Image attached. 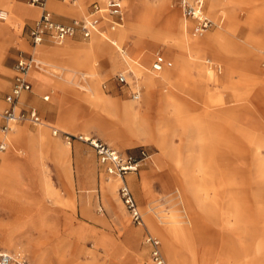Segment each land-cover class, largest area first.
Segmentation results:
<instances>
[{"label":"rangeland","instance_id":"obj_1","mask_svg":"<svg viewBox=\"0 0 264 264\" xmlns=\"http://www.w3.org/2000/svg\"><path fill=\"white\" fill-rule=\"evenodd\" d=\"M16 1L28 5L27 0H0L3 3L0 7L6 8V6H9L13 13V15L10 14L11 18L9 20H12L11 22L8 20L0 21V26L3 29L0 32V82H7L5 88H0V97L9 89L11 77L15 73L14 66L16 59L20 52H22V55L23 52L33 53V48L30 46L26 32L28 25L32 21L21 22L20 17L16 14ZM49 1L51 0H48L47 6L51 13L54 11L61 12V10L58 11L61 8L57 3L68 7V9L72 7V13L75 15L69 17L53 13L56 20L69 21L71 18H77L82 14L85 15L87 6L93 0H55L57 3L53 1L49 3ZM99 1L103 2L104 0ZM147 1L150 3L149 5H153V16L156 18L150 31L152 33H129L128 28L131 24L129 10L136 0H122L124 5V21L116 28L120 29V48L124 50L123 52L117 50V54H119L120 62L123 65L117 70L112 71L108 63L101 59L106 53H109L105 51L104 55H99L92 62L93 67L97 70V83L96 85L95 83L91 84L93 91H95L94 93L97 94L96 89H98L107 98L108 102L132 105L133 108L139 107L142 112L147 109L146 94L148 89L145 80L150 81L149 78L153 80L155 77L154 73H158L151 71L150 63L154 55L161 53L165 57V68L163 70H167V68L170 70V66L167 63L173 61L172 57L176 56V54H179L181 58L188 57V59L189 56H194L196 52L191 51L192 48L188 50L187 45H189L192 38L199 39L204 33L213 31L218 26L214 11L219 4L215 0L216 7L214 11H211L209 7L207 8L209 0H205L204 13L212 18L213 24L199 36L192 32L194 21L191 18L187 19V23H185L187 25H184L183 29H180L178 26L182 20L186 19L182 16L179 8V0ZM219 10L223 14L221 17H224L226 21L223 23L224 20L222 19V22L219 23V25L221 24L220 31L223 34L216 31L220 34V39L214 42L219 44L223 50H227L228 44L223 36L226 35L229 43L231 42L230 45H234V49L231 52H226L227 54L224 55L213 50L214 47L210 46L209 42L208 46L202 43L196 44L199 47L197 50L200 52L202 67L204 70L209 71L208 78H203L200 81L197 80V82L203 83L204 93L214 92L224 94V92H232L235 89L241 91L239 95L242 94V96L236 93L232 97L233 105L236 106L244 102H247L249 105L247 113L243 115L244 122L240 120L241 117L239 115L241 111L234 112L233 116L239 119L236 121L229 117H219L221 124L218 125V128L222 141L221 144L223 145L219 154L224 157L228 154H234L232 156H236L237 166H230L227 163L223 164L221 162L219 163L220 168L216 169L217 165L214 163V156L210 154L209 147L204 143L203 122L195 118V116L182 114L181 111L185 108L175 95L180 92L179 89L177 88V90L173 85H170L168 89L167 86L165 91L169 90L170 93V89H173L172 95L161 96L160 103L162 98L166 99L165 101L167 102L161 105L164 107L166 116L171 114L168 112V109L171 107L172 115L169 118L172 126L171 130L176 123L179 125H177V128L180 127L178 137L180 141L183 139L185 147L182 151L183 146L181 144L179 146L172 144L170 130V149H173V151L175 149L180 154L181 162L179 164H175L171 160L173 166L176 168L175 172L179 175V178L175 179L179 181H177L176 185L172 176V180L167 184V187L162 188L157 180H152V174L148 168L145 176H141V172H139L141 167L136 173L125 174L123 181L129 187L130 192L133 193L138 208L145 220V224L143 221V225H135L130 221L129 213L125 210L119 195L116 193V189L121 182L118 178L109 176L104 172L103 166L98 164L91 146L83 140H74L68 144L61 137L60 133L53 136L51 130L54 128L59 132L64 131L74 135L82 134L91 139H100L116 149L127 150L134 154L137 153L138 147H143L153 152L156 150L155 146L148 142H142L135 150L130 149V147L135 146V143H133L134 139L129 134V123L125 122L122 113L118 115L110 113L108 115L102 111H98L89 104L84 97L86 91L81 86L86 85L85 77L82 74L70 72L72 76H70V79L73 82H65L61 81L58 77L70 69L65 68L64 70L60 68L55 73L53 69H51V73L44 70L46 68L50 70L51 66L48 63L54 66L53 61L59 65L72 66L71 68L78 72H92L88 69H83V63L80 60L75 57L72 59L62 57L51 61L46 59L45 56L33 53V57L36 60L39 59L44 61V63L42 62L40 69L30 68L31 71L28 74L32 77V79L30 78L32 88L30 91L19 95L14 109L17 111L18 109L34 107L38 112L41 124H32L25 121L14 123L12 127L13 130H16L18 127L26 130L44 129L48 138L56 142L57 149L56 151H52L47 142L41 145L36 140V137L28 140L22 139L23 137L13 136L12 131L10 133L12 136L8 133L14 149L7 151L5 149L0 152V158L6 156L13 163H23L27 157L29 144H33L39 159H41L39 161L43 165V170L49 184L41 185L34 181V171H27L25 164L20 163L17 164L18 166L10 165L11 175L15 177V179L13 178L14 182L9 192L10 195L8 194L6 201L0 195V244L4 245V250L22 251L31 264H151L148 259L147 249L141 242L142 235L147 231L153 236L159 237L164 264H170L167 253L164 251L166 237L164 234H161L158 226L155 225L159 221L165 227L168 236L171 235V231L177 234V238L172 240V242L176 243L173 244L174 258L178 260L177 262L180 261V264H252L250 257H248L247 262H245L246 258L239 257L237 251L239 245L233 242V240L236 241L238 238V225H241V223L237 222V219L243 220V217L236 210L226 211V209L229 206L264 204V176L261 172H256V169H259V167L260 169L264 168V80H261L262 72H264V0H224ZM102 16L107 18L105 14H102ZM172 17L175 19L174 22L178 28L174 23L169 22ZM105 30L104 28H100L95 34L100 35L103 33L112 38L110 33L112 31ZM93 34L88 38H83L80 33H77L75 36L66 38L59 43L55 42L53 38L48 37V40L43 41V51L53 47H62L66 43L74 47L85 45L91 41ZM153 35H162L173 46L170 48L161 39L152 41ZM6 37L8 40H5ZM173 41L175 43L178 42V44L174 46ZM140 43L144 50V57H142L143 59L141 58L144 67L138 66L139 71L137 68L135 73H131V76L127 77L129 86L114 84L112 77H114L116 72L130 70L131 66L124 60V57L131 61V63L138 64L136 59L139 58L136 55L138 54L137 51L139 50L138 46ZM166 52H170L169 57L166 56ZM222 56L232 58V62L237 60L241 62V59L248 61L250 57H258L256 60L259 69L257 71L254 69L250 70L248 67L241 69L239 66L234 65L231 67V71L224 80V83H222L218 78L226 74L223 66L224 63L219 59L225 58ZM208 58L214 61L215 64L221 65L222 71L219 72L215 67H210V70L207 69L209 66L204 62ZM254 68L256 69V67ZM244 71H248L253 77L250 80L248 78V81L239 79ZM35 73L51 77L50 82L38 81ZM181 76L188 77L191 81L194 78L191 73L183 72ZM233 77L234 79L232 80ZM55 80L60 82V88H56L55 86H45L42 88L43 85H53ZM35 81L39 88L34 86ZM138 86L140 87L139 100H132L129 97V90H133V88ZM108 89H111L110 92H107ZM180 93L188 96L191 95L192 91L188 85ZM43 94H48V98L43 99ZM24 95L31 98L25 99ZM206 100L205 103H208L210 106L214 105L221 108L224 105V101L219 94L207 96ZM4 107L5 103L0 99V111ZM211 121L212 118L207 116L205 122L211 125ZM242 122L243 124H241ZM223 130L225 131L223 132ZM1 134L0 132V139ZM120 136H127L129 139L127 142H122V137ZM225 136L230 141L235 142L236 145L229 146L228 139ZM224 140L227 141L225 142L226 145L223 142ZM176 141L178 142L177 139ZM194 142L198 143V150L196 152L191 149V144ZM68 150L69 153L66 156L63 155ZM230 150L232 154H227L226 152ZM205 151L207 154H205ZM53 153L55 159H53ZM155 157L154 155L152 161L155 160ZM254 159H257V161L254 162ZM35 160L37 166H32L35 167L38 174L41 173L40 165L36 158ZM197 160H199L198 164L192 167ZM208 161L209 163H207ZM185 165H187L188 169L184 171ZM28 169L33 170L31 167ZM22 170H26V173ZM162 172L163 174L171 173L173 175L174 171L169 163L164 167ZM205 173H207V178L202 181H192L190 179L204 175ZM235 173L239 176L237 180L231 178L230 175H235ZM211 174H215L217 177L214 179V176H212L213 178L211 179L208 176ZM140 178L142 179L138 183V187L141 190L140 192H142L141 195L138 189L135 188V185L131 186ZM80 180H83V183ZM181 180H183L182 183L180 182ZM110 182H118L113 192L108 191L109 189L106 185ZM236 186L238 187V191L235 197H237L238 202L234 201L233 191L231 190V188ZM151 190L155 192L154 196ZM188 191L194 197L193 200L197 208L206 215L205 218L201 213H195V219L201 223L204 222L206 228L210 224L216 227V230L214 228L213 230L211 229L213 234L208 235V240L210 241L208 245L202 244L203 238L206 237L205 231L202 228L193 229L194 223L191 210L189 209L190 198L186 195ZM199 199H205L207 203L200 204ZM122 212L125 218H122ZM250 212H253V210H246L248 219L244 225L247 226L248 231L246 237L242 236V239H248L246 242L249 246L252 245L250 239L253 238V236H250V229H253L252 225H255L254 220L250 221L252 219V216L249 217ZM162 215H165L167 220H174L172 230H169V225L167 226L162 221ZM210 217L214 219V222L211 223ZM126 227L132 229L125 231ZM186 227L191 229V232ZM128 231H139L137 248H133L126 241ZM8 234H13L14 236V241L11 245H9V241L6 238ZM108 238L115 240L113 244L114 251L109 250L105 245V239ZM53 244H57L55 249L58 248V252L56 253L51 248ZM243 251V255L250 254L247 247Z\"/></svg>","mask_w":264,"mask_h":264},{"label":"crops","instance_id":"obj_2","mask_svg":"<svg viewBox=\"0 0 264 264\" xmlns=\"http://www.w3.org/2000/svg\"><path fill=\"white\" fill-rule=\"evenodd\" d=\"M51 1L57 3L55 0H51ZM51 1H49V3H51ZM95 1H98L99 2V0H93V1H91L89 3V5L92 2H95ZM223 1L224 0H217V3H219L220 5L218 4L216 10L214 11L216 13L215 14L216 15L215 17H216V22L218 23L217 24L218 26H216V28L213 31L204 33V35H202V37L199 38V39L194 40L195 38H192L191 41H190V44L187 45L188 46L187 49L189 50L190 48H192L191 51L196 52V54L194 56H192V55L189 56V59H188V57L187 58H181L180 55L177 54L176 57H175V59L173 61H171V62H168V64H167L168 66H170V70H168L169 68H167V70H163L165 68V65H164L163 69L160 72L158 71V73H154L155 74V77L153 78L152 81H148L147 79L145 80L146 87L148 89L147 90V93H148L149 90H152L153 94L155 95L154 98H153V101L155 100V98L158 97V95L163 96V97H166L167 95H169V90L168 91H165L167 89V86H168V89H169V86L170 85L171 86L173 85V86H175L176 89L178 88L179 91L181 92V90H183L185 87H187L189 85V87H190V89L192 91L191 95L186 96V95L181 94L180 92L178 94H175V95L177 96V100L185 108V109H182V111H181L182 114H186V115H189V116H195V118H197V119H199V120H201L203 122L202 130H203V135L205 136L204 143L209 147L210 154L214 156V163H215V165H217L216 169H219L220 168L219 167V163H221V162H223V164H226L227 163V165H230V166H237V163H236V160H235L236 159V156H232L234 154L230 153V152H232L231 150L228 151V152H226V153L227 154L230 153L232 155H229L228 154L226 157H224V156H221L219 154V152L223 148V145L221 144L222 141H221V136L219 134V128H218V125L221 124V121H220V118L219 117L220 116H221V118H223V117H229V118H232L234 121H236V120H239V119H236V117L233 116L235 114L234 112L241 111V114L239 116L241 117L240 120L243 121L244 120L243 115H245L247 113V109L249 108V105H248L247 102H244L243 104H239V105H236V106L233 105L234 103L232 101V97L236 93L239 95V93L241 91H237L235 89V90H232V92H230V91L224 92V94H222V93H214V92H212V93H207V92L204 93V90H203V87H202L203 83L197 82V80L200 81L203 78H208L209 71L204 70L203 67H202V64H201L202 63V60H201L200 54H199L200 52H198V50H197V48H199V47H197L196 44L202 43L203 45H207V44L210 43L209 45L214 47L213 50L218 51L220 53H223L224 55L227 54L226 52H231L232 49H234V45L233 44L230 45L231 42L229 43V40L226 38V35H223V36H224V39L226 40V43L228 44L227 50H223L219 46V44H216L214 42V40L212 39V36L214 34H216V31H219L220 33H222L220 31V28H221L220 25L221 24L219 25V23L222 22V19L224 20V17L223 18L221 17V15L223 16V14H221V11L219 10V7L221 6V4H222ZM247 1H254V0H247ZM47 2H48V0L45 1V5H44L45 10L48 13H50L51 16H52V18L55 21H57L58 23L59 22L66 23V22H69L71 19H73V18H71L69 21H60V20L58 21V20H56L54 18V16H53V13L61 14V15H65L66 17H69V16H72V15H75L74 13H72L73 12V8L72 7L71 8L69 7V9H68V7H65V6L61 5L60 3H57L58 5H60V8H61L58 11L61 10V12H55L54 11L53 13H51V11L48 9L49 7L47 6ZM1 4H3V3L0 2V5ZM89 5L87 6V8L85 10L86 13L89 10ZM122 6H123V10H124L123 2H122ZM2 9L6 10L8 12L9 18L8 19H5V20H8L9 22H11L12 20H9L11 18L10 17V14L13 15V13L11 12V8H9V6H6V8H3L2 7ZM80 11H81V8H80ZM16 14L20 17L21 22L22 21H34L35 19H37L39 17V15H40V9L38 7H36V6H34V5H30V4L26 5L23 2L21 3V2L16 1ZM83 15L84 14H82L81 16H83ZM231 15H233V14H231ZM81 16H79V17H81ZM184 20H186V19H184ZM184 20H182V22ZM225 21L226 20H224L223 23H225ZM99 26L101 28H104L105 27V24L102 22V23H100ZM17 28H18V25H17ZM2 31H3L2 26H0V32H2ZM26 32H27V30H26ZM206 34H207V36H206ZM27 36H28V32H27ZM5 40H8V38L6 37ZM46 40H48V37H45L41 42L46 41ZM29 43H30V41H29ZM43 43H40V45H37V46L36 45L35 46H32L30 44V46L33 48L32 51H33L34 54L41 55V56H45L46 59H49L51 61L52 60H55L56 58H62V57H65L66 59L67 58H71L72 59L74 57V55L71 52L77 51L80 48L81 49L87 48L88 45H90V42H88L85 45H80L79 47H77V46L74 47V46H71L70 44L66 43V44L62 45V47H53V48H50V49H47V50H44L43 51V45H42ZM173 43H174V46L176 44H178V42L175 43L174 41H173ZM215 48H217L218 50L215 49ZM33 53L32 52H23L24 55L31 54L32 56H33ZM129 53H130V50H129ZM169 54H170V52H166V56L167 57H169ZM222 57H225V56H222ZM101 59H103L106 63H108V66L110 67V69L112 71L117 70L118 68L121 67V65H123L122 62H120V56H119V54H117V52L114 51V49L113 50L111 49L109 51V53H106V55L103 56ZM164 59H165V57H164ZM219 59L222 61V63H224L223 64L224 70H226V72L224 71L226 74H223V75H221V76L218 77L222 83H224V80L227 78V75L231 71V67L234 66V65L239 66L241 69H243L244 67L245 68L248 67L250 70L251 69L252 70L254 69L255 71H257L259 69L258 66H257V63L258 62L256 60V59H258V57H250V58H248V61L247 60L245 61V60L241 59V62H239V60L232 62L231 61L232 58H230V57H225L223 59L219 58ZM209 60L212 61L211 59H209ZM206 61L207 60H205L204 63H206ZM212 62H214V61H212ZM52 63L54 64V66H53V72L54 73L56 72L57 69H60V68L64 69L63 67L66 66V65H59V64H57L56 62H53V61H52ZM220 67H221V65H220ZM254 67H256V69ZM207 69L210 70V67H208ZM249 69H248V71H249ZM14 71H15V66H14ZM248 71L242 72V74L240 75L239 79L241 78L242 80L244 79V80L248 81L247 79L249 78V80H250L253 77V75H250ZM119 72H123L125 74V76H126V85H124V86H129L127 77L129 78L131 76L130 74L133 73V72H131L130 70L129 71H126V70L125 71H119ZM152 72H153V70H152ZM183 72L184 73H189V74L191 73L193 75V77H194L193 80L191 81L188 77L187 78L182 77L181 74ZM35 75H36L38 81H40V82H45V81L46 82H50V80H51V77L46 76V75H43V74H40V73H35ZM70 76H71L70 71H67L66 70V72L63 75H60V77H58V78L61 81L68 82V80H71L70 79ZM12 78H13V76L11 77V81H12ZM30 78L32 79V77L30 76V74H28L27 75V79L30 82V86H31ZM233 79H234V77L232 78V80ZM261 80H264V72H262V79ZM11 81H10V84H11ZM160 81H162V83H160ZM163 82H166V83H163ZM227 82H229V81H227ZM236 82H238V81H236ZM51 83H53V82H51ZM210 83H212V82H210ZM59 84H60V82L58 80H55V82L53 83V85H51V84L43 85L42 88L45 87V86H52V87L55 86L56 88H58V87L60 88V85ZM193 84H195V85H193ZM212 84H214V83H212ZM0 85L2 86V87L0 86V88L3 89V88L6 87L7 82L1 81L0 82ZM34 86L39 88V86H37V82L36 81L34 82ZM153 86H154V88H153ZM192 86H193V88H192ZM9 88H10V86H9ZM31 88H32V86H31ZM31 88H30V90H31ZM42 88L40 87V89H42ZM30 90H26L24 92H27V91H30ZM110 90L111 89H108L107 92H110ZM133 90H137L139 92V96H140V87L139 86L133 88ZM133 90L132 89L129 90V97H130L131 92H133ZM8 91H9V89L6 92H4L1 95V97L5 93H7ZM92 91H93V89H92ZM24 92H22V94ZM217 94H219L221 96V99H223V101H224V105H222L223 107L219 108L217 106H214V105H211L210 106V105H208V103H205L207 101L206 100L207 99V96H214V95H217ZM239 96H242V94H240ZM1 97H0V99L2 100ZM254 97H255V95H254ZM24 98L25 99H28V98H31V97L30 96L27 97V95H24ZM132 100H139V98L138 99H132ZM147 100H148V97H147ZM165 100L162 98L161 105H163L164 102H167ZM156 102H158V101L155 100V103H154V105L152 107V111H151V116H153V117H150L151 119H149L150 121L147 124L148 129H149V132H150L151 129L152 130L154 129V132H155L154 141L153 142H150L149 141V142H150V144H152V145L155 146L156 150H154L153 152H150L148 150L151 153L150 154V158L147 159V160H145V161H143L139 165V167L137 168L136 171H138V169L141 167L139 169V172H141V176L142 175L145 176L146 175V172H147V168H148L149 169V172L152 174V180H154V181L157 180L158 183L161 185L162 188H166L167 187V184L171 182L172 176H173V181H175L176 182V185H177V181H179V180L178 179H175V178H179V175H178V173L175 172L176 168L173 166L172 161H174L175 164H179L181 161H180V154H178L175 149H174V151H173V149H170V146H171L170 141L171 140H170V134H169V132H170L172 126H171V124L169 122V118L172 115V109H171V107L170 108L168 107L169 108L168 109V112L171 113V114L169 115L168 112H167L168 116H164V118L155 117L156 116V112L155 111L157 109L156 108L157 107ZM3 103H4V101H3ZM106 103L107 104H110V105L113 104V103H110L108 101H106ZM200 103L203 104V105H201ZM207 116H210L212 118L211 125H209L208 122H205V119H206ZM243 122L241 124H243ZM39 124H41V123L39 122ZM177 125L178 124L176 123L173 126V129L171 130V137H172V141H173L172 144H174L176 146H179V144H181L183 146L182 147V151H183L185 149V147L183 145V139L180 141V138L178 137L179 134H180V127L177 128ZM225 127H226V125H225ZM224 131L225 130H223V132ZM208 132H210V133H208ZM13 135L15 137H19V138L20 137H23L22 139H28V140L30 138L36 137V140L39 141L41 145L44 142H47V144L52 148V151H56V149H57L56 142L54 140H51V139H49V140L48 139H44V136L41 135L39 128H37L35 130H26V129H21L20 127H18L14 131V134ZM53 136H56V135H53ZM130 137L134 139L133 143H135L134 144L135 145L134 147H130V149H132V150H135L136 147L140 146V143L147 142L145 140V138H146L145 136H139L137 138L132 137V136H130ZM249 137H251V136L249 135ZM225 138L228 139L226 136H225ZM128 139H129L128 137H122V142H127ZM176 139L178 140V142L176 141ZM0 140H2V135H1V139ZM223 142L225 143L227 141L224 140ZM104 143H106V142H104ZM106 144L109 145L108 143H106ZM160 144L163 145L162 146L163 149H161L159 147ZM30 145H32V147ZM225 145H226V143H225ZM228 145L229 146H235L236 143L233 142V141H230L228 139ZM156 146H158V147H156ZM110 147H112V146H110ZM112 148H114V147H112ZM158 148L161 150V154H160V150ZM9 149L13 150L14 147H13V143L10 140V137L8 135V146H7V148L5 146L4 150L7 151ZM29 149L30 150L32 149V151L34 152V156H35V158L37 159V162L40 165V170H41L43 179L45 180V183H46L45 185L49 184L48 183V179H46V176H45V173H44V170H43V165L39 161L41 159H39L38 153L35 151L34 145L31 144V143L29 144L28 152L30 153V150ZM114 149L115 150L124 151V152H130V151L122 150V149H118V148L117 149L114 148ZM137 149H139V147ZM191 149H192V151L196 152V150H198V143L197 142L192 143L191 144ZM4 150H2V151H4ZM2 151H0V152H2ZM58 151H59V149H58ZM203 152H204V150H203ZM29 153H27V157H28V154ZM68 153H69V150L67 151V153H63V155L66 156ZM130 153H132V152H130ZM58 154H60V153H58ZM70 154H71V152H70ZM132 154H134V153H132ZM135 154H137V153H135ZM205 154H207L206 151H205ZM154 155L156 157H155V160L152 161ZM94 156H95V154H94ZM27 157H26V159H27ZM71 157H72V155H71ZM53 159H55L54 153H53ZM60 160H61V158H60ZM255 161H257V159H254V162ZM97 162H98V159H97ZM198 162H199V160H197V162H195L192 167H194L195 165H197ZM4 163H9L10 165H13V166H18L17 164H20L22 162H20V163L14 162L13 163V162L9 161V159L6 156H4V157L2 156L0 158V167ZM169 163L171 164L172 170L174 171L173 172V175H171V173H169V174L168 173L163 174V172H162L164 170V167L167 166ZM207 163H209V161ZM22 164H25V161ZM98 164H100V163L98 162ZM29 167H31L33 170L28 169ZM221 168H223V167H221ZM187 169H188V167H187V165H185L184 168H183V170L185 171ZM26 170L27 171H34L33 173H35V174L33 175V179H34V181H36L38 183V181H37V172H36L35 167L32 166L31 164H29V165L27 164V169ZM26 170L25 171L22 170V171L24 173H26ZM214 170H215V168H214ZM136 171L134 173H136ZM256 172H261L263 174V176H264V168L260 169V167H259V169H256ZM206 175H207V173H205L204 175H199L198 177L190 178V179L192 181H196V180L202 181V180H204V179L207 178ZM230 175H231V178L236 179V180L239 177L238 175H236V173H235V175H233V174H230ZM208 176H210L211 179L213 178L212 176H214V179H215V177H217V176H215V174H211V175H208ZM141 179L142 178H140L139 180L136 181V183L134 182L133 185H131V186H134L135 185V188L138 189V192L140 193V195H141L142 192H140L141 190L138 187V183L140 182ZM77 182L79 184V181L78 180H77ZM80 182L83 183V180H80ZM180 182L182 183L183 180H181ZM194 185H195V183H194ZM237 188H238L237 186L231 188V190L233 191V199H234L235 202L236 201L238 202L237 197H235V194H237V191H238ZM151 192L153 193V196H154L155 192H153L152 190H151ZM186 195H187V197L190 198V200H189V202H190L189 203V209L191 210V216H192V220H193V223H194L193 224V229L202 228L205 231L206 237L203 238L202 244H204V245L207 244L208 245L209 242H210L208 240V235L213 234L212 231H211V229L213 230V228H214L216 230V227L215 226H212L210 224V226L207 227L208 228L207 229L205 227V225H204V222L201 223V222H199L198 220L195 219V213H201L202 216L205 217V218H206V215L204 214L203 211H201L200 209L197 208V205H196V203L193 200L194 197L192 196L191 193L189 194V191H188V193H186ZM247 209L253 210V212H250L249 213V217L252 216V219H250V221H253L254 220L255 221V225H256L255 228H254L255 225H252L253 226V229H250V236L251 237L253 236V238L250 239V241H252L251 242L252 243L251 246H249L247 244V242H246V241H248V239H246V240L245 239H242V236L246 237L247 231H248L247 226L244 225V223H246V220L248 219L247 216H246L247 215V213H246V210ZM227 210L228 211L229 210H234V211L236 210L239 213V215L243 217V220L237 219V222L241 223V225H238V227H239V235H238V238L236 239V241L233 240L234 243L236 242L237 245H239L238 246V249H237L238 254H239V257L246 258V261L245 262H247L248 257H250V260H251L252 264H264V204L263 205L229 206L226 209V211ZM210 220H211V223L214 222V219H211V217H210ZM155 225L158 226V229L161 232V234H164L166 238L169 237L168 234H166V229L162 225V223H160L158 221L157 224H155ZM186 228H187V230H189L191 232V229H189L188 227H186ZM127 229H132V228L126 227L125 228V231ZM241 231H242V233H241ZM243 231H245V232H243ZM110 239H111V243H112V246H113V244L115 243V240L112 239V238H110ZM254 242H255V244H254ZM173 244H176V243L175 242H172V244H171L172 251H173V248H174V245ZM137 245H138V242L135 243V244H133L132 247L133 248L134 247L137 248ZM3 247H4V245L1 243L0 244V250H4ZM159 247H160V244H159ZM246 247L248 248V251H250V254L249 255H248V253L246 255H243V252H244L243 249L246 248ZM160 249H161V247H160ZM147 253H148V249H147ZM148 259H149V257H148ZM213 264H215V263H213Z\"/></svg>","mask_w":264,"mask_h":264},{"label":"built area","instance_id":"obj_3","mask_svg":"<svg viewBox=\"0 0 264 264\" xmlns=\"http://www.w3.org/2000/svg\"><path fill=\"white\" fill-rule=\"evenodd\" d=\"M46 0H27V3L34 5L40 9V15L32 21L28 26L27 32L30 44L38 45L45 37H51L57 43L66 38L73 37L80 33L83 38H88L95 31L100 30L103 12L106 15L104 20V29L113 31L123 22L124 11L122 0H104L102 3L95 1L89 5L87 13L81 17L73 18L69 22L61 23L55 21L51 14L45 8ZM179 8L184 18H191L194 21L192 32L195 35H202L213 24L211 19L204 13L203 0H179ZM5 17V11L0 9V21ZM105 30V31H106ZM104 31V30H101ZM165 59L161 53H156L150 63L151 70L158 72L164 67ZM41 63L37 61L31 54L18 55L15 63V74L13 75L9 91L1 98L5 103V107L0 111V132L3 134L10 130V126L17 122L28 121L33 124H39L40 118L34 107L19 109L15 111V103L22 92L30 90V82L27 79L30 68L40 69ZM114 84L126 85V76L123 72H116L112 78ZM48 95L44 94L43 99H47ZM131 99H138L139 92L133 90L130 94ZM52 135L57 133L70 144L74 140H83L87 142L98 162L103 166L104 172L112 177H118L121 183L118 185L116 193L129 213L130 221L135 225H143L142 212L139 210L133 194L129 187L123 181L125 174L132 173L137 170L139 165L150 158V152L140 147L137 154L115 150L100 139H91L82 134L74 135L67 132H59L56 129L51 130ZM6 144L0 140V151L4 150ZM142 245L148 249V257L151 264H164V258L159 247V239L151 233L145 231L142 235ZM0 264H30L25 254L20 251L0 250Z\"/></svg>","mask_w":264,"mask_h":264},{"label":"bare ground","instance_id":"obj_4","mask_svg":"<svg viewBox=\"0 0 264 264\" xmlns=\"http://www.w3.org/2000/svg\"><path fill=\"white\" fill-rule=\"evenodd\" d=\"M100 3H102L101 1H99ZM150 3H148L147 0H136V2L134 3V5L131 7V9L129 10L130 11V17H131V24H130V27L128 28L129 30V33H152L150 32L151 29H152V25L155 21V16H153V5H149ZM204 5H205V0H203V9H204ZM209 7V10L211 11H214L215 7H216V2L215 0H209V3L207 5V8ZM2 9V8H0ZM4 10V9H2ZM5 11V17L3 20H5L6 18L8 19V12L6 10ZM104 14L103 12H101V15ZM208 16V15H207ZM103 17V16H102ZM177 17V16H176ZM209 18L211 19L212 23H213V20L212 18L209 16ZM106 18L103 17L102 18V22H104ZM177 19V18H176ZM187 19L184 20L183 22L179 23L178 26L180 27V29H183L184 28V25H187L185 23H187ZM1 20V21H3ZM175 19H172L169 20L170 23H174V25L178 28L177 24H175L174 22ZM124 21V19H123ZM123 23V22H122ZM183 23V24H182ZM186 27V26H185ZM97 32V31H96ZM111 35H112V38L111 37H108V35L106 36L105 34L101 33L100 35H96L95 33L92 35L93 38L91 39L90 41V45H88L87 48H83V49H80L79 51H74V52H71L75 58H77L78 60H80L81 63H83V69H88L89 71H92V72H85V71H81V72H78L77 70L71 68L72 66H68L66 65L64 67V69H70L68 71L70 72H73V73H80L83 75V77H85V81H86V85H81L82 88H84V90L86 91V93L84 94V97L85 99L89 102V104H91L92 107H94L95 109H97L98 111H102L106 114H119V113H122V116L125 120V122L128 124V128H129V134L130 136L132 137H139V136H145V140L147 142H153L154 141V137H155V132H154V129L150 130L149 132V129H148V122L150 121L149 119H151L150 117V113H151V110H152V107L155 103V100L158 101L156 102L157 104V109H156V116L155 117H161V118H164L165 113H164V107L161 106V103H160V98L161 96L158 95L157 98H155V100L153 101V98H154V94L152 92V90H149L148 93L146 94L147 97H148V100L146 102V110L144 112L141 111V108L139 107H132V105H127V104H119V103H114L112 105L110 104H107L106 103V99L102 92L101 91H98V89H96L97 91V94L94 93L95 91H92V87H91V84L97 83V70L93 67V64L92 62L96 60V58L99 56V55H102L105 51H110L111 49L114 51L117 52V50H119L120 52H123V50L120 48V41H119V37H120V29L118 28H114L112 32H110ZM212 35V34H211ZM207 36V34H206ZM118 38V39H117ZM107 39V40H106ZM117 39V40H116ZM162 40L164 43H167V45L171 48L173 45L172 43L168 42L165 37H163L162 35H159V36H154L152 37V41L153 40ZM212 39L214 41H219L220 39V34L216 32V34H214L212 36ZM196 40V38L194 39ZM109 41V42H108ZM43 43V42H42ZM139 44V43H138ZM190 44V43H189ZM40 45V44H38ZM37 46V45H36ZM138 54L136 55L137 58L139 59H136V62L139 64H133L131 63V61H129L126 57H124V60L126 62H128V65H130V71L135 73V70L138 68V66H143L142 62H141V58L144 57L143 54H144V50H143V47L140 43V45L138 46ZM104 55V54H103ZM177 55V54H176ZM191 55V54H190ZM116 56V55H115ZM193 56V55H192ZM199 56V55H198ZM73 57V58H74ZM176 56H173L172 57V60L175 59ZM147 58V57H146ZM143 59V58H142ZM196 59V58H195ZM202 60V59H201ZM37 61H39L41 64L42 62L44 63V61H41L39 59H37ZM184 61V60H183ZM197 61V60H196ZM200 61V60H199ZM46 63V62H45ZM165 64V63H164ZM168 64V63H167ZM177 64V63H176ZM196 64V63H195ZM206 64H208L209 67H215L219 72L221 71V67L219 64H215L214 62L210 61L209 59L206 61ZM48 65H50V70L49 69H44L46 70L47 72H50L51 69H53V66L48 63ZM190 66V65H189ZM41 68V67H40ZM134 68V69H133ZM139 71V68L137 69ZM31 69L28 71L30 73ZM152 71V70H151ZM154 72V71H153ZM160 72V71H159ZM168 76V75H167ZM166 76V77H167ZM150 81L151 78H149ZM68 82H73L72 80H68ZM156 87V86H155ZM154 88V86H153ZM172 88V87H171ZM173 89H170V95H172V92ZM96 94V95H95ZM158 124V123H157ZM156 124V125H157ZM161 124V123H160ZM161 126V125H160ZM142 127V128H141ZM146 128V129H145ZM13 130V127L12 125L10 126V130L1 134L2 135V141H5V144H6V148L8 146V133ZM15 130V129H14ZM14 130L12 131V134H14ZM9 133V134H10ZM40 133L42 136H44V139H48V136L46 135V130L44 129H40ZM161 133V132H160ZM11 135V134H10ZM12 136V135H11ZM14 136V135H13ZM120 137H127V136H120ZM149 142V143H150ZM32 147V145H30ZM163 145L160 144V148L163 149L162 147ZM158 147V146H157ZM30 150V149H29ZM29 153V152H28ZM34 152L32 151V149L30 150V153L28 154V157L27 159L25 160V165H26V169H27V164H31V165H34V166H37L36 165V160L33 156ZM8 162V161H7ZM15 179L14 176L11 175V167H10V164L8 163H4L2 164V166L0 167V195L4 198V200L6 201V197L8 196V194L10 195V189L12 187V184H13V180ZM116 178V177H115ZM118 178V177H117ZM119 181L120 178H118ZM37 181L39 184L43 185V184H46L45 183V180L43 179V176L41 173H38L37 174ZM118 182H110V183H107V188L109 189L108 191H111L113 192V190L115 189V187L117 186ZM43 187V186H42ZM116 198V196H115ZM199 202L200 204H206L207 201L205 199H199ZM153 208V206H152ZM151 208V209H152ZM163 217L161 218L162 221L168 226L169 230H172L171 228L172 227V223H174L172 220H167V217L165 215H162ZM122 218H125L124 216V213L122 212ZM143 221H144V224H145V220H144V217H143ZM146 226V225H145ZM138 232L139 231H128L127 232V237H126V241H128L131 246L135 243L138 242ZM171 235H169L168 238H165V241H164V251L167 253V256H168V259H169V263L170 264H180V261L177 262L178 260H176L174 258V252L172 251V240L176 239L177 238V234H174L173 231L170 232ZM155 236V235H154ZM7 240L9 241V245H11L14 241V236L13 234H8L6 236ZM159 238V237H158ZM50 245V244H49ZM57 245V244H56ZM55 244L52 245V249L56 252L57 249H55L56 247ZM105 245L108 247L109 250H113L114 247L112 246V243L110 241V238L108 239H105ZM115 250V249H114ZM113 250V251H114Z\"/></svg>","mask_w":264,"mask_h":264}]
</instances>
